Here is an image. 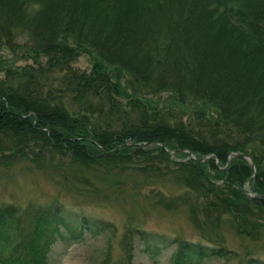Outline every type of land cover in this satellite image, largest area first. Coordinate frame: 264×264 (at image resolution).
I'll use <instances>...</instances> for the list:
<instances>
[{"label":"trees","instance_id":"1","mask_svg":"<svg viewBox=\"0 0 264 264\" xmlns=\"http://www.w3.org/2000/svg\"><path fill=\"white\" fill-rule=\"evenodd\" d=\"M43 156L156 184L172 175L181 191L150 190L165 209L186 206L204 242L181 240L169 264H264V0H0V161ZM26 216L0 264H48L73 226L101 224L58 201ZM16 217L0 202V238ZM135 231L150 255L168 243Z\"/></svg>","mask_w":264,"mask_h":264},{"label":"rangeland","instance_id":"2","mask_svg":"<svg viewBox=\"0 0 264 264\" xmlns=\"http://www.w3.org/2000/svg\"><path fill=\"white\" fill-rule=\"evenodd\" d=\"M3 54L13 59L8 50L4 49ZM25 62L29 60L19 59L17 64ZM74 65L89 70L91 62L87 55H81ZM98 169L68 162L61 165L57 158L48 160L45 156L38 160L20 158L11 163L1 160L0 202L14 206L17 217L3 232L0 250L4 242L12 246V242L23 238L30 224L26 216L28 207L55 201L75 211L76 219L77 215L85 216L101 224L91 228L73 226V238H58L52 244L48 264H169L181 240L204 242L186 206L165 209L159 205L158 195L150 190L160 187L168 193L181 191L172 175H165L156 184L153 179L145 182L137 173H104ZM138 229L165 238L168 243L159 255L142 250L134 237ZM216 229L212 227L213 232H220L222 228ZM213 232L208 230L207 234L213 236ZM224 235L229 248L238 247V238L229 231ZM203 264L235 262L212 258Z\"/></svg>","mask_w":264,"mask_h":264},{"label":"water","instance_id":"3","mask_svg":"<svg viewBox=\"0 0 264 264\" xmlns=\"http://www.w3.org/2000/svg\"><path fill=\"white\" fill-rule=\"evenodd\" d=\"M171 152H172V151H171ZM189 156H190V157H193V155H192L191 153H190ZM233 156H241V157L245 158L246 160H248V161L251 163V165H254L252 158H251L249 155H247V154H244V153H232V154H229V158H230V157H233ZM205 158H206V157L203 156V157L198 158V160H199V161H203V160H205ZM250 194H251L252 196H255V194L252 193V192H250Z\"/></svg>","mask_w":264,"mask_h":264},{"label":"bare ground","instance_id":"4","mask_svg":"<svg viewBox=\"0 0 264 264\" xmlns=\"http://www.w3.org/2000/svg\"><path fill=\"white\" fill-rule=\"evenodd\" d=\"M2 54V53H1Z\"/></svg>","mask_w":264,"mask_h":264}]
</instances>
